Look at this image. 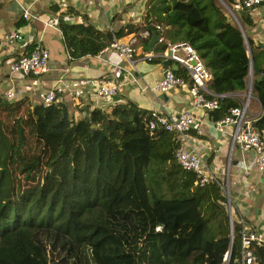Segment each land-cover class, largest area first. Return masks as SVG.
<instances>
[{
  "label": "trees",
  "instance_id": "16d2710c",
  "mask_svg": "<svg viewBox=\"0 0 264 264\" xmlns=\"http://www.w3.org/2000/svg\"><path fill=\"white\" fill-rule=\"evenodd\" d=\"M149 5L148 16L202 58L207 97L219 96L211 118L240 105L228 94L246 89L250 62L260 58L245 28L249 15L243 11L237 24L217 0ZM59 25L72 58L96 55L126 33ZM174 73L186 78L180 66ZM260 85L253 80L264 103ZM74 108L0 96V264H223L231 230L220 181L195 184L196 175L176 163L177 137L150 129V111L132 101ZM239 228L232 219L227 264H240Z\"/></svg>",
  "mask_w": 264,
  "mask_h": 264
},
{
  "label": "crops",
  "instance_id": "0c3cea01",
  "mask_svg": "<svg viewBox=\"0 0 264 264\" xmlns=\"http://www.w3.org/2000/svg\"><path fill=\"white\" fill-rule=\"evenodd\" d=\"M221 1L228 9L229 12H225L229 16L232 14L238 20L243 11L249 15L251 24L245 25V28L257 50H260L257 66L261 67L264 64V3L247 9L241 8L239 0H232L230 7L226 1ZM149 3L150 0H0V96L10 101L23 100L25 105L41 103L46 88L61 76L70 80L80 92L79 103L82 107H110L132 101L146 111L156 109L170 116L192 109V99L186 86L175 85L165 92L154 89L163 75L166 68L164 62L168 58L167 49L160 42L155 43L151 51L152 59L148 60L144 56L148 53L146 49L151 37L150 29L160 34L155 28H147L148 21H156L153 16H148ZM25 7L33 16L32 19L22 16ZM55 16L57 23L52 24L49 20ZM60 20L64 23H87L95 29L112 34L126 32L116 40L128 43L131 37L135 38L133 63L130 64L114 49L106 50L111 42L101 49L106 51L100 57L84 55L72 58L63 42ZM163 29V35L173 40L171 42H183L179 34H175L169 27ZM13 30L21 33V40H7V34ZM145 30L149 37L143 34ZM38 43L48 51L50 70L38 79L12 72L10 62L22 53L31 51ZM174 65L170 61L169 67ZM130 73L136 75V80H132ZM255 76L254 73L253 80ZM103 77L119 80L121 85L115 95L99 101L94 92ZM247 83L250 93L247 100L248 115L255 122L262 119L258 128H255L264 134V103H261L256 91L253 88L251 90L249 75ZM260 86L264 90V85ZM8 92L12 93L10 97L7 96ZM228 95L241 99L242 103L246 92L244 90ZM58 101L67 106L69 113L77 112L75 102H71L66 94L60 95ZM209 111H193L202 132L198 134L192 131L188 135L187 147L194 148L203 157L206 170L212 177L224 182L231 204V209H227L232 219L236 222L243 220L264 236V171L255 168L253 152H242L232 142L233 126L227 125L223 131L217 130ZM82 115V112H78L77 118ZM260 256L264 260V252Z\"/></svg>",
  "mask_w": 264,
  "mask_h": 264
},
{
  "label": "built area",
  "instance_id": "2783aa9c",
  "mask_svg": "<svg viewBox=\"0 0 264 264\" xmlns=\"http://www.w3.org/2000/svg\"><path fill=\"white\" fill-rule=\"evenodd\" d=\"M263 3L264 0H242L243 6L248 9H253ZM22 16L26 19L33 18L27 7L23 9ZM49 22L56 24L57 17L51 18ZM150 27L160 31L158 42L164 44L166 47L167 58L174 64L182 67L186 74V79H184L176 75L174 70L168 66L164 69L159 82L154 85V89L165 92L175 85L186 86L187 92L192 99V109L179 112L176 116H170L156 109L150 110L147 126L150 129L162 128L165 131L172 132L177 137L179 144L174 153L176 163L181 169L191 171L196 175L195 184L204 185L213 180L218 182L219 180L212 177L206 170L203 157L194 148L190 149L187 147L188 135L192 131L198 134L202 132L201 127L196 123L193 111L195 109L212 110L218 106L217 97L219 96L213 98L207 97L209 91L206 88V84L210 79L209 71L205 67L198 52L188 42H171L163 35L164 29L159 22L153 20L148 21L147 28ZM143 34L147 35V30H145ZM6 37L9 42L22 39L21 33L16 30L10 31ZM135 41L134 37H131L128 43H119L114 39L105 49H114L118 51L131 64L133 63L132 59L135 54ZM106 50H100L96 55L100 57L101 53ZM144 56L148 60L152 59L151 52L145 53ZM48 59L47 49L38 43L31 51L24 52L11 61L9 67L12 72L38 79V77L50 70ZM129 76L132 80H136V75L134 73H130ZM120 85L119 80L113 78L106 79L103 77L96 87L94 92L95 97L99 101L105 100L115 95ZM65 94L69 97L71 102H75L74 105H80V92L73 87L70 80L60 76L53 84L46 88L41 104L47 106L51 103L59 102L58 98L60 95ZM248 94L247 97L249 96ZM11 95V92L7 93L8 97ZM247 100L243 101L238 106L231 107L223 117L214 120L213 125L219 131H223L224 126H233L231 134L232 142L236 144L242 152H253L254 166L257 170L262 172L264 171V134H261L253 125L254 121L248 115ZM220 186L226 194L227 207L231 209L227 188L225 185L221 184V182ZM239 223V263L264 264L262 257L257 252L258 247L264 246V236L256 229L246 225L243 220L240 219ZM232 235L231 232L230 238L233 237ZM235 260L237 261V259ZM227 262L228 258L225 254L223 257V264Z\"/></svg>",
  "mask_w": 264,
  "mask_h": 264
},
{
  "label": "water",
  "instance_id": "95a60500",
  "mask_svg": "<svg viewBox=\"0 0 264 264\" xmlns=\"http://www.w3.org/2000/svg\"><path fill=\"white\" fill-rule=\"evenodd\" d=\"M158 39H159V34L156 31H153L151 33V37H150V39L148 41V44H147V49L146 50H147L148 53H150L152 51L155 43L158 42ZM262 47L264 48V45H262ZM248 54L250 55L249 51H248ZM164 65H165V67H168L170 65V60L169 59L165 60ZM176 67L177 66L174 65V67H172V69L175 70ZM254 73L256 74L255 81L264 85V64L261 67H258L257 64H253L252 62H250V67H249L248 74H249V77H250L251 90H252V82H253ZM228 214H229V219H230V230L232 232L231 215H230V213H228ZM231 248H232V237H231V242H230L229 249L226 252L227 258L230 255ZM225 264H227V263H225Z\"/></svg>",
  "mask_w": 264,
  "mask_h": 264
},
{
  "label": "rangeland",
  "instance_id": "374dc122",
  "mask_svg": "<svg viewBox=\"0 0 264 264\" xmlns=\"http://www.w3.org/2000/svg\"><path fill=\"white\" fill-rule=\"evenodd\" d=\"M217 2H218V4L223 8V10H225V11H227V12H229L228 11V9L226 8V6L223 4V2L221 1V0H217ZM230 14V13H229ZM230 16H231V18H232V20L235 22H237L238 20L233 16L232 17V14H230ZM161 50L162 51H165V48L164 47H161ZM249 83H247V86H246V89H245V92H246V95L243 97V101H246L247 100V94L249 93ZM222 184L224 185V182L222 181ZM224 192V191H223ZM224 194H225V192H224ZM226 195V194H225Z\"/></svg>",
  "mask_w": 264,
  "mask_h": 264
},
{
  "label": "clouds",
  "instance_id": "9594fccd",
  "mask_svg": "<svg viewBox=\"0 0 264 264\" xmlns=\"http://www.w3.org/2000/svg\"><path fill=\"white\" fill-rule=\"evenodd\" d=\"M178 66V65H177ZM249 75V74H248ZM228 216H229V214H228Z\"/></svg>",
  "mask_w": 264,
  "mask_h": 264
}]
</instances>
